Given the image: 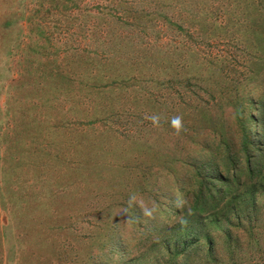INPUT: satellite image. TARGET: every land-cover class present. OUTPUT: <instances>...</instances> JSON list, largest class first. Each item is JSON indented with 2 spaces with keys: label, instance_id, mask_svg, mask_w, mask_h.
Here are the masks:
<instances>
[{
  "label": "rangeland",
  "instance_id": "obj_1",
  "mask_svg": "<svg viewBox=\"0 0 264 264\" xmlns=\"http://www.w3.org/2000/svg\"><path fill=\"white\" fill-rule=\"evenodd\" d=\"M183 1L0 0V264H84L117 199L175 202L171 175L150 177L182 166L167 150L188 128L232 110L197 58L232 57L259 30L250 0Z\"/></svg>",
  "mask_w": 264,
  "mask_h": 264
},
{
  "label": "trees",
  "instance_id": "obj_2",
  "mask_svg": "<svg viewBox=\"0 0 264 264\" xmlns=\"http://www.w3.org/2000/svg\"><path fill=\"white\" fill-rule=\"evenodd\" d=\"M194 1L185 7L190 13L197 11ZM250 3L245 26L259 23V30L245 35L244 47H237L232 57L226 54L206 63L197 58V70L216 77L214 85L232 110H224L217 123L208 119L203 130L188 128L176 149L167 150L180 155L182 166L149 179L162 181L171 175L162 184L176 190L175 202L166 209L156 204L159 196L167 195L161 189L133 194L129 206L127 198L117 199L111 208L126 209L120 214L135 229H123L121 216L114 218L113 211L105 209L101 226L85 237L84 264H264V232L254 233L264 223V83L259 81L264 74L258 75L264 69V19L259 10L264 0Z\"/></svg>",
  "mask_w": 264,
  "mask_h": 264
},
{
  "label": "clouds",
  "instance_id": "obj_3",
  "mask_svg": "<svg viewBox=\"0 0 264 264\" xmlns=\"http://www.w3.org/2000/svg\"><path fill=\"white\" fill-rule=\"evenodd\" d=\"M174 123H178V121H174Z\"/></svg>",
  "mask_w": 264,
  "mask_h": 264
}]
</instances>
